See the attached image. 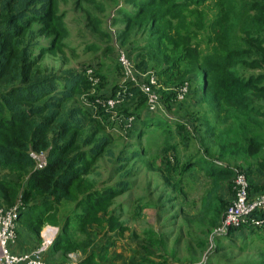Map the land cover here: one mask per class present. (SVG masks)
<instances>
[{"label":"trees","instance_id":"16d2710c","mask_svg":"<svg viewBox=\"0 0 264 264\" xmlns=\"http://www.w3.org/2000/svg\"><path fill=\"white\" fill-rule=\"evenodd\" d=\"M62 1L0 0V207L10 208L21 198L17 239L18 224L37 237L47 224L59 228L44 256L48 263L54 262L46 255L77 250L85 254L91 249L88 258L93 260L120 244L131 231L123 220L124 210L121 214L118 208L110 218L106 215L129 193L139 175V169L120 164L136 166L133 161H142L147 154L139 143L130 146L131 157H124V149L116 157L110 148L115 139L77 105L80 95L93 87L89 76L75 68H41L43 56L61 49L69 34ZM111 1L116 2V13L109 19L118 26L122 49L138 70L156 73L165 109L178 113L181 107L185 112L171 125L148 110L138 88L128 86L122 94L118 109L121 116L135 118L136 139L141 142L148 132L158 129L165 136L158 156L161 163L152 162L161 173L163 191L156 198L154 192L138 198L131 216L138 221L145 209L153 208L160 229L149 224L140 235L135 228L130 239L140 244L139 252L145 253L149 264H173L187 230L193 256L183 264H197V250L208 249L211 232L232 202L236 171L247 176L250 197L264 193V0ZM72 3L86 14L92 33L107 40L108 45L98 46L103 55L112 57L116 51L111 32L102 29L95 14L103 10L104 2ZM185 83H189V96L179 102L176 90ZM198 94L201 100L195 105ZM187 100L196 106L195 111L184 110ZM91 105L96 112L110 113L97 101ZM191 143L197 150L187 154L184 147ZM32 153L45 154L47 165L39 168ZM104 156L115 158L109 181L115 176L118 180L96 189L97 183L88 175ZM255 161L259 166L253 170ZM198 176L204 186L200 208L189 210V189H196L190 183ZM227 191L230 197L223 194ZM64 202L75 203L78 228H71L70 217L63 225L59 222ZM168 225L179 228L173 249L174 232L168 231ZM260 232L264 227L246 226L223 237ZM201 235L209 236L206 240ZM223 237L216 239V253L222 251Z\"/></svg>","mask_w":264,"mask_h":264},{"label":"rangeland","instance_id":"374dc122","mask_svg":"<svg viewBox=\"0 0 264 264\" xmlns=\"http://www.w3.org/2000/svg\"><path fill=\"white\" fill-rule=\"evenodd\" d=\"M73 1L74 0H63L61 2V8L66 14L65 19L69 30V34L65 38L62 48H59L55 53L45 54L40 60V66L42 69L47 70H65L68 68H75L84 72V74L86 76H89L88 78H90L91 80L96 81L89 92L80 95L77 100V105L83 108L85 111H88L91 114L90 116L92 118H96V120L101 124L106 133L110 134L115 139L116 143L114 145H111L110 148H113L115 150L116 157L121 155L120 153L123 149L127 150V154H124V157H131V154L129 152V150H131L130 146H135L139 143L140 150H146L147 154H144L142 161H133V163L135 162L136 166H134L130 162L120 164V166L124 165L125 167H128L130 169L132 167H134V170L139 169V175H136L137 177L134 180L133 187L129 191V193L120 197L117 201L116 207L110 209L109 213L106 215L110 218L111 216L115 215V211L118 210V208V212L121 214L124 210L123 220H125L127 225L131 227V231L127 233L126 236H133L134 233H132V231L135 228H137V231L140 235H143V231L149 224L153 226L155 225L154 227L160 229V224H158L156 219V211L153 208L145 209L142 217L138 221L133 220L131 216L133 215L135 204L138 198L148 196L149 192H154V195H152V197L156 198L163 191L164 187L161 186L163 184V180L160 175L161 173L154 167V164L152 162L155 161L156 165L161 163V160L160 158H158V156L161 149L163 148V144L165 142V140L163 139L165 136L160 133L161 129L152 130L154 131V133L148 132L140 142L135 138V126L128 127L120 124V121L122 119L121 115H123L120 109L110 111V113L100 112L98 110L96 112L92 110L91 102L102 101L104 100L103 97H108L107 95L112 97L119 93L123 94V92L129 86L127 82L123 81V72L119 67L117 61L116 53L119 51V49H122L120 41L118 39V34L116 33V28L118 26L114 27L112 25V20L109 19L110 15H115L116 13L114 10L116 2H113L111 0H96L98 2H104L103 10L97 8L98 10L97 12H95V14L102 21V29L111 32L112 41L114 42L112 46L116 51V53H114L112 57L109 56V58H107V56L103 55L102 50L98 46L100 45L101 47H105L106 45H108L107 40L99 34L98 36H96L92 33V30L86 26V24L88 23L86 14L80 11L78 12L74 8V5L72 3ZM89 6L92 8L93 12L94 8L91 5ZM46 42L48 41H43V44ZM35 52L36 55H39L38 49ZM104 76H106V79ZM202 82L203 78H200L199 84H201V86ZM200 98V94H198L196 100L194 101L195 105L201 100ZM189 100L186 101L184 110L186 111L188 109L193 112L195 111L196 106L188 104ZM191 107H194V109H192ZM160 112L161 111L154 114H157L156 117H165L169 122H171V125H173L176 120H179V118H182V116L185 114V112L181 111V107L178 113L170 112L165 109V107L163 112ZM102 115L105 116L102 117ZM176 132L177 130L174 129L173 133L176 134ZM184 149L187 154H190L191 152H195L197 150V145L195 143H191L189 148L184 147ZM114 165L115 158L104 156L99 161V163H97L96 168L92 167V172H90V174L88 175V179L97 183V185L95 184L96 189L111 184L114 185V183L118 180V177L115 176L112 181H109V177ZM258 166L259 161H255L252 169H257ZM190 184L193 186V188L196 187V189H189L190 203L188 209L190 210L192 207H194V210L195 208H200L199 200L203 194L204 186L201 187V178L199 176L196 177L195 181L191 182ZM157 186H159L158 191L155 193ZM223 194H225L226 197H230V193L228 191L224 192ZM74 207L75 203L72 202H64V204L60 207L58 216L59 218H61L59 222L62 225L63 222H65V218L70 217L69 223H71V228H78L77 222H79V217L77 215L78 213L73 212ZM172 212H175V210H173ZM181 220L178 221V226L182 225ZM169 223L174 224V222ZM178 226L176 227V229L171 226H169L168 228L169 232H174L173 238L175 237V235L179 236ZM184 231V239L182 241V244L177 247L176 258L178 260H172L174 264H183L186 261L188 262V259L193 256V253H190L188 250L191 236L188 234L187 230ZM240 235L241 234H237L230 239L226 237L221 238L222 240L219 239L220 245L222 247V251H220L219 253H216L213 250L214 252H210L207 254L208 249L204 252L198 249L197 256H195V258L202 264H247L249 262H263L264 232H260V234L250 233V237L249 235H247L248 237L244 236L245 238L241 237ZM208 236L201 235L200 237L207 240ZM174 240L175 238L171 242V249L174 248ZM216 244H218V242H215L214 249L217 246ZM193 245L196 246V242H194ZM198 261L196 262L198 263Z\"/></svg>","mask_w":264,"mask_h":264},{"label":"built area","instance_id":"2783aa9c","mask_svg":"<svg viewBox=\"0 0 264 264\" xmlns=\"http://www.w3.org/2000/svg\"><path fill=\"white\" fill-rule=\"evenodd\" d=\"M118 60L123 72V81L141 91L146 98L148 110L151 113L163 112L164 107L159 94L162 86L156 73L151 70L146 72L138 70L124 49H119ZM91 81L93 84L96 83L94 80ZM189 90V83L179 87L176 90L177 100L179 102L184 101L190 92ZM97 103L101 104L108 112L118 110V107L123 104L122 94L119 93L105 100L97 101ZM134 121V117L127 118L122 116L120 124L130 127L133 126ZM32 158L36 161L39 168L47 165L45 154L32 153ZM249 188L250 184L247 176L241 171H236L233 188L234 197L225 211L222 221L213 229L209 236L207 254L213 252L216 239L227 236L232 229L246 226L264 227V193L252 198L250 197ZM22 206V200L19 198L16 204L10 208L0 207V249L2 252L0 262L4 264H54L48 263L44 259L45 254L53 245L58 234V228L51 225L45 226L42 230L44 240L38 248L24 254L11 252V246L17 242V223ZM70 257L71 259L66 264H80L81 256L79 253H71Z\"/></svg>","mask_w":264,"mask_h":264},{"label":"crops","instance_id":"0c3cea01","mask_svg":"<svg viewBox=\"0 0 264 264\" xmlns=\"http://www.w3.org/2000/svg\"><path fill=\"white\" fill-rule=\"evenodd\" d=\"M18 228L20 231V236L19 239H17L18 242H16L15 245L11 248L12 253L15 254L28 253L35 250L42 244L44 240L43 232H41L40 236L37 237L32 232L26 230V228L22 227L19 224H18ZM238 234H241L240 236L244 237L243 233H238ZM58 235H59V228L55 240L57 239ZM141 249L142 247L140 246V244H138V242H134L130 239L129 236H126L124 239H122V241H120V244H118L115 248L110 247V249H106L103 255L99 254L98 257L93 260L88 258L89 255L91 254L92 249L91 251L85 254L81 250L72 251L66 255L57 252L54 255H46V258L54 263L66 264L71 259L70 257L71 253H79L81 256L80 264H133V260H135L136 264H149L145 259V255H144L145 253L139 252L141 251ZM1 254L2 252L0 249V257ZM0 264H4V263L0 262Z\"/></svg>","mask_w":264,"mask_h":264}]
</instances>
